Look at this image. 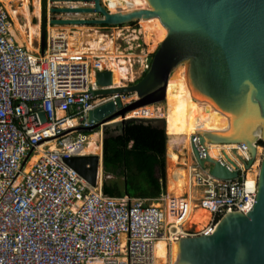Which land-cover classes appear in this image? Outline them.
<instances>
[{"label":"built area","instance_id":"built-area-1","mask_svg":"<svg viewBox=\"0 0 264 264\" xmlns=\"http://www.w3.org/2000/svg\"><path fill=\"white\" fill-rule=\"evenodd\" d=\"M51 27L47 48L31 51L0 7V264H158L159 240L170 246L182 237L210 235L224 214L252 209L258 173H246L250 155L243 145L230 149L243 152V161H233L239 178L198 173L204 189L197 203L174 196L167 210L147 199L106 196L101 172L95 186L84 178L71 161L94 154H84L90 135L79 127H90L88 113L115 96L89 93L101 88L96 74L108 69L103 57L81 51L76 40L73 45L72 31L69 37L63 30L51 34ZM135 117L154 116L144 107ZM193 204L209 214L201 230L188 225Z\"/></svg>","mask_w":264,"mask_h":264},{"label":"water","instance_id":"water-1","mask_svg":"<svg viewBox=\"0 0 264 264\" xmlns=\"http://www.w3.org/2000/svg\"><path fill=\"white\" fill-rule=\"evenodd\" d=\"M40 1L43 40L48 23L121 26L157 17L168 30L148 70L136 82L114 86L109 69L97 72L101 88L90 89L91 96L115 98L91 110L88 121L92 125L81 126L80 131L101 132L102 145L106 137L122 134L133 122L163 129L169 136L164 117L128 115L138 108L165 101L170 76L184 66L194 99L210 103L228 117L230 124L226 130H198L191 137L192 155L198 167L220 180L240 177V168L233 161L232 170L208 154L207 144L217 143L245 146L250 155L244 162L245 169L252 168L258 143H264V0H146L145 9L119 8L115 12L103 0ZM0 7L6 10L1 2ZM127 94H134L135 98L125 103L122 96ZM40 117L46 122L45 113L41 112ZM200 147L206 153L204 158ZM234 152L244 160L237 150ZM167 155L166 151V162ZM71 164L93 186L100 172L104 179L103 149L102 158L87 155ZM174 264H264V148L252 209L248 213L224 214L210 235L180 238L174 249Z\"/></svg>","mask_w":264,"mask_h":264},{"label":"bare ground","instance_id":"bare-ground-1","mask_svg":"<svg viewBox=\"0 0 264 264\" xmlns=\"http://www.w3.org/2000/svg\"><path fill=\"white\" fill-rule=\"evenodd\" d=\"M4 8L8 11L10 16L15 19V25H19L17 15L23 14L26 19V29L15 28L12 21V31L17 33V39L20 43L25 44L31 51H36L33 45L35 39L38 37L39 24L32 22L33 17H38L40 14L39 0H34L35 11L32 12L30 9L31 0H19L21 6L12 8L11 2L17 0H3ZM109 9L115 12L117 9H145L148 7L146 0H108ZM140 24L142 25V32L145 35L147 43L157 41L153 44L154 48L166 38L168 30L162 25L160 19L152 17L149 19H141ZM81 29V28H80ZM83 29V28H82ZM75 32L73 36H70L71 29L65 28V35L69 37L72 44L81 42L78 49L81 51H90L91 53H98L101 55L103 66L108 67L111 71V80L114 86L124 85V81H130L134 78L135 71L133 70V63L129 59H125V55H121L117 52L115 43L111 38H105V35H87L88 43L84 42V31ZM58 29L56 27L50 28L51 34H57ZM90 40V41H89ZM161 41V42H160ZM160 42V43H159ZM87 47H84V46ZM130 57V56H128ZM127 57V58H128ZM141 66L145 65V71L150 66V58L146 55L140 56ZM132 65V67H130ZM144 71V72H145ZM161 103V102H160ZM165 108L162 111V107L158 104H152L148 107L153 116H161L166 119V131L171 137L168 144V191L172 195L182 196L185 193H189L188 199L193 198L192 188L196 186L192 171L190 168H180L177 165L180 163L181 152L175 151L176 144H183L184 147L191 148V137L198 134V130H210V131H223L229 127V119L218 109L214 108L210 103L206 101H200L194 99V96L190 90V86L187 81L186 69L184 66H179L173 74L170 76L167 95L165 98ZM144 108H138L133 110L128 116H137L141 113ZM120 120V118L115 121ZM180 146V145H179ZM208 154L213 159H218L220 155L227 158L229 161L236 160L230 149L237 148L236 144L221 145L217 143L207 144ZM189 149V148H187ZM84 154L100 155L102 152L101 137L100 133L95 132L89 136L88 143L83 150ZM261 148H258L260 153ZM205 153V152H204ZM188 154V153H187ZM238 154H243L239 150ZM190 156V155H187ZM237 156V155H236ZM190 158V157H189ZM188 162V161H187ZM186 162V163H187ZM188 166V164H186ZM30 167V164L27 168ZM254 172L260 167V161L255 160ZM259 170H257V173ZM198 183V182H197ZM194 184V186H193ZM167 201V200H166ZM164 201V202H166ZM157 204V203H156ZM167 209V208H166ZM209 214L204 210H193L191 209L190 222L202 223L207 221ZM202 228V227H200ZM177 243H172L168 246L166 239H161L156 244L155 254L158 258V264H174V249Z\"/></svg>","mask_w":264,"mask_h":264},{"label":"trees","instance_id":"trees-1","mask_svg":"<svg viewBox=\"0 0 264 264\" xmlns=\"http://www.w3.org/2000/svg\"><path fill=\"white\" fill-rule=\"evenodd\" d=\"M167 142L163 129L136 122L130 123L122 134L106 137L103 141V193L113 198L128 196L147 200L166 195ZM258 144L264 146L262 141Z\"/></svg>","mask_w":264,"mask_h":264},{"label":"rangeland","instance_id":"rangeland-1","mask_svg":"<svg viewBox=\"0 0 264 264\" xmlns=\"http://www.w3.org/2000/svg\"><path fill=\"white\" fill-rule=\"evenodd\" d=\"M105 5L108 6L109 2H106L108 0H103ZM1 3L5 4L3 0H0ZM39 5H40V14L38 17H33L32 22L35 24H39V31H38V37L35 39L36 41H34L33 45L35 47L36 51H43L44 49L47 48V36L48 33L46 34V38L45 40L42 39L41 36V1L39 0ZM21 1L17 0V1H13L11 2V6L12 8H16L18 6H21ZM54 5H64V3H55ZM52 4V6H54ZM78 6H85L84 4H76ZM109 7V6H108ZM30 9L32 10V12L35 11V6H34V0H31L30 3ZM12 17V16H11ZM53 17V15L51 16ZM65 17H82V16H65ZM83 17H100L99 15H92V16H85L83 15ZM16 19V18H15ZM15 19L12 17V21H13V25L15 28H20V29H26V19L23 16V14H18L17 15V19L19 22V25H15ZM135 25L131 26V25H125L124 27L119 26V27H108V28H103L101 26L98 27H86V26H67V25H63V26H57V25H52V27H56L58 29V31H65L66 27H69L71 29V31L73 32L71 34V36L74 35L75 32H80V30L82 29L84 31V41H86L88 38H90V36L87 35H105V38H112L113 42L115 43L117 52H120L121 55H125V59L128 57V60L130 59L133 63V67L132 65L130 67L133 68V70L135 71V75L134 78L130 81H124L125 84H129L130 82H136L137 79H139L145 72V65H143V67L141 66V58L140 56H144V58H146V55L150 58V61L153 57V54L156 50V48H154L153 44L155 43V41L151 42V43H147L146 39H145V35L142 32V25L140 24V21L135 22ZM17 26V27H16ZM81 28V29H80ZM135 30V31H134ZM90 41V40H89ZM161 42V41H160ZM159 42V43H160ZM88 43V40L87 42ZM148 68V67H147ZM147 70V69H146ZM135 98L134 94H127L125 95V103H128L130 101H132ZM158 105L160 107H162V111H164L165 108V103L164 101L161 103H158ZM156 116V115H155ZM154 116V117H155ZM93 134V133H92ZM100 136H101V132H100ZM102 137V136H101ZM168 139L170 140V136H168ZM168 144L169 141L167 142V154H168ZM180 145V146H179ZM259 148H261V151H263L264 146L263 145H258ZM176 148H174L175 151L181 152L180 155V163L178 164V166H182L184 168H190V170L192 171V176L194 177V182H196V186H194L193 184V188H192V196L193 198H191V200L195 203H197V200L203 195V189L204 187L199 184V175L201 176V178L205 177V174L207 173L206 171L200 169L196 163V161L193 158L192 155V150L190 147H184L183 144H176L175 146ZM189 148V149H187ZM188 153V154H187ZM234 154L233 156L236 157L238 159V155L236 153H232ZM190 155V156H187ZM237 155V156H236ZM190 157V158H189ZM262 158V152L257 154V161H260ZM167 160H168V155H167ZM239 160V159H238ZM188 161V162H187ZM187 162V163H186ZM238 162V161H237ZM186 165V164H188ZM254 165V164H253ZM168 161H167V178H168ZM259 170V167H257ZM254 168L252 167L249 170H246L247 174H257V170L256 172L253 171ZM199 173V175H198ZM198 182V183H197ZM188 197H189V193H185ZM176 196V195H175ZM174 197V195L170 194L169 191L167 190V194L164 197H161L157 202L155 203H151L157 207H160L164 210H167V204H168V200L169 198ZM167 200V201H166ZM166 201V202H164ZM157 203V204H156ZM197 204H193V207L195 210H198L199 208H196ZM201 210V209H199ZM209 219V218H208ZM208 220L202 223H197V230H201L206 224H207ZM194 222H190L188 223L189 226H191ZM196 223V222H195ZM188 226V227H189ZM202 227V228H200ZM171 245V244H170ZM172 246V245H171ZM167 264V263H166Z\"/></svg>","mask_w":264,"mask_h":264},{"label":"crops","instance_id":"crops-1","mask_svg":"<svg viewBox=\"0 0 264 264\" xmlns=\"http://www.w3.org/2000/svg\"><path fill=\"white\" fill-rule=\"evenodd\" d=\"M84 42H87V40L86 41H84ZM78 44H81V42H77ZM171 138V137H170ZM168 141H169V139H168ZM101 147H102V149H103V145H102V141H101ZM100 158H102V152H101V154L100 155H98ZM177 167H180V168H184V167H182V166H178L177 165ZM166 168H167V162H166ZM167 190H168V178H167ZM166 194H167V191H166ZM165 195H163V196H161V197H164ZM175 196V195H174ZM160 198H158V199H153V200H148L150 203H155V202H157L158 200H159Z\"/></svg>","mask_w":264,"mask_h":264}]
</instances>
